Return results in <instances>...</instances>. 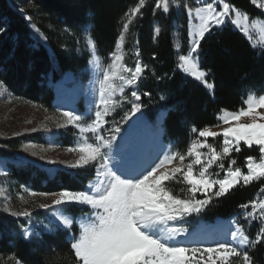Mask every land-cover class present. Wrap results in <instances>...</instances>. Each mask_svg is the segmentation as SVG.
<instances>
[{"label":"trees","instance_id":"16d2710c","mask_svg":"<svg viewBox=\"0 0 264 264\" xmlns=\"http://www.w3.org/2000/svg\"><path fill=\"white\" fill-rule=\"evenodd\" d=\"M225 2H230L250 18L264 19L263 10L251 0ZM137 3L138 0H0V84L19 103H33L49 113H57L53 106L55 92L49 82L56 83L67 73L78 76L87 66L89 54L82 39L85 28L88 27V35L97 44V55L105 61L123 31L125 13ZM154 4L155 0H146L141 14L133 18L124 33L122 46L129 67L134 68L137 58L148 67L137 85L125 89L121 106L106 120L110 127L125 131L129 118L134 115L130 111L134 102L131 92L136 91L141 109L135 114L153 122L159 112H164V138L173 143L176 152L184 154L200 130L218 125L221 109L238 111L244 108L250 91L256 95L264 94V49L253 47L246 36L229 23L206 34L198 60L200 70L208 73L206 79L214 86L210 90L177 69L173 38V27L178 19L176 10L171 6L169 13L159 9L154 13ZM180 9L184 11L182 7ZM156 27L161 29L159 34L155 33ZM183 32L186 35L185 29ZM125 115L127 119H124ZM193 128L197 129L195 133ZM58 139L64 146L72 143L62 134ZM220 140L218 136L217 143ZM29 143L43 144L44 140L29 133L0 136V158L28 155L24 149ZM249 155L258 158V147L241 144L240 151L232 152L228 161L236 160V166L244 170ZM27 160L20 161L24 163L22 166L8 164L7 173H0V179L13 188L52 193L62 189L84 190L94 178L92 166L72 171L56 169L50 176L36 160ZM178 185L168 186L180 194L186 185L182 179ZM261 189H264V179L250 185L241 183L226 195L214 197L201 212L192 214L190 220L196 225L199 221L213 223L218 218L231 217L242 210L241 204L260 194ZM68 211L73 216L80 212L77 208ZM27 223L22 217L6 212L0 202V264L17 260L21 264H75L71 242L67 238L69 232L55 227L50 232L42 231L41 236L25 238L21 232ZM238 224L252 239L260 228L255 222ZM71 233L77 234L75 226ZM245 250L253 257L254 264H264V243Z\"/></svg>","mask_w":264,"mask_h":264},{"label":"snow or ice","instance_id":"6c2138e0","mask_svg":"<svg viewBox=\"0 0 264 264\" xmlns=\"http://www.w3.org/2000/svg\"><path fill=\"white\" fill-rule=\"evenodd\" d=\"M198 2L203 7H186L189 18L188 51L187 54L178 56L176 67L211 90L214 86L206 79L208 73L199 67L202 40L213 29L228 23L247 37L255 22L250 25L249 15L225 0ZM251 3L256 5L257 0H251ZM145 4L146 0H138L135 7L125 13L126 22L123 23V31L115 42L116 50L110 53V63L105 64L97 55L98 48L94 38L90 34L86 37V46L92 55L90 62L98 72V99L94 102V119L85 123V116L70 110L63 111V123L56 124L57 128L72 125L79 130L80 140L77 147L69 149L78 152V158L70 166L94 167V179L84 190L62 189L51 194L40 193L42 196L51 195L53 199L51 204L38 206L58 210L54 214L57 229L62 226V230L70 232L75 224L79 225L78 234H71L70 248L74 252L75 264H254L253 257L245 248H254L257 244L264 243V198L252 199L240 205L248 220H258L261 224L254 239L237 224L236 230L230 232V241H217L211 247H188L175 242L176 237L187 229L169 227V223L179 221L189 214L199 213L214 197L226 195L241 183L250 185L264 179V122H258V119L264 121V112L258 111L264 109V94L257 96L250 91L244 101L246 109L242 107L238 111L220 110L224 115L218 119L230 125L222 130L223 144L220 151L206 143V140L221 134L205 127L198 133L205 140H193L186 153L169 150L162 157L157 155L146 166L140 164L137 168H129L123 161H117L112 154L115 133L120 131L119 127L111 129L112 134L109 136L102 134L108 123L106 117L121 106L125 89L137 85L148 67L139 58L135 60L134 68L129 67L122 51L124 33L128 31L133 18L141 14ZM173 5L180 7L178 0H155L153 11L155 13L159 9L169 13ZM259 7L264 9V0H260ZM232 14L235 19L231 18ZM27 19L31 20L30 17ZM31 27L39 32L35 25ZM160 32L161 29L156 27L155 33ZM176 47L180 49L181 45L177 44ZM139 55L137 50L136 56ZM4 91V85L0 84V93ZM131 96L134 102L130 111L135 114L141 109V104L137 102L140 96L136 91H132ZM241 117H248L251 122L240 123ZM127 118L125 115L124 119ZM231 121L236 123L232 125ZM192 131L195 133L197 129L193 128ZM241 142L249 148L253 145L259 146V157H246V171L238 166L234 167L237 161L232 159L225 172V158L232 152H239ZM200 148H208L210 152L205 156L198 150ZM25 151H32V147L26 145ZM32 154L37 155L34 151ZM186 157L192 158L187 164L184 163ZM40 158L43 159L42 156ZM176 159L180 163L168 167ZM213 165L218 166L221 172L211 171ZM195 166H199L196 170L198 174H194ZM219 175H223V178L210 179V176ZM181 179L186 189H181L180 194H176L175 189L168 185ZM197 193L204 194V198L196 199ZM261 194L264 195V189H261ZM73 205L87 206L89 211L86 214L81 213L78 219L68 211ZM5 211L25 220L33 215L27 208L11 211L6 207ZM21 234L27 238L33 232L25 227ZM16 264L21 262L17 260Z\"/></svg>","mask_w":264,"mask_h":264},{"label":"rangeland","instance_id":"374dc122","mask_svg":"<svg viewBox=\"0 0 264 264\" xmlns=\"http://www.w3.org/2000/svg\"><path fill=\"white\" fill-rule=\"evenodd\" d=\"M178 2L180 4V7H182L184 11L182 12L180 7L177 8L176 6L173 5L176 10L177 18H178L173 27V38L175 42V50L177 53V57L179 55L187 54L188 51L189 18L187 15L186 7H192V8L203 7V5L198 2V0H178ZM259 3L260 0H257L256 5L259 6ZM262 10L264 12V9ZM231 18L235 19L236 17L234 14H232ZM253 22H255V25L250 29L249 36H247L246 38L254 46L264 49V19L250 18L248 21L250 25H252ZM229 24L233 28L237 29L231 23ZM184 29L186 31V35H184L183 32ZM87 32H88V27L85 28L82 34L85 51H87V53L89 54L87 66L81 70L78 76H74L71 73H67L59 82L56 83L49 82V86H51L55 92V100L53 106L57 113H49L33 103H19L18 101L14 100L6 90L3 93H0V136H19L22 134L29 133V134H37V136L39 135L40 138L44 140L43 144H38V143L25 144V146L26 145L31 146L32 151L36 152L37 155H33L32 151H28V155L17 154L14 156L15 159L0 158L1 174L7 173L8 164H15L17 166H22L24 163L23 162L20 163V161H28L27 159L29 158L36 160L37 161L36 164H38L39 167L45 169L50 176H53L55 174L54 170L56 169H63L67 171H72L76 168L82 169L80 167L70 166L78 158V152L69 151V149L77 147V143L80 140L79 130L72 125H67L65 127L57 128L56 124L57 122L63 123V120L61 118L62 112L70 111V110H75L77 114L85 116L86 117L85 123H90L91 120L94 119V102H96L98 99V83H97L98 72L95 66L90 62L92 60V55L90 50L87 48L85 42L86 37L88 36ZM177 44L181 45L180 49H177L176 47ZM115 50L116 49L114 48V51ZM103 62L105 64L110 63L111 62L110 55ZM184 74L186 76L191 77L187 73ZM191 78L195 79L194 77ZM84 91H88L89 93V97L91 100L89 106H87L86 101L82 96V93ZM59 92L62 95L60 99L61 100L67 99V101L69 102L68 106L61 107L60 102L59 104L56 103V97ZM60 99L58 101H61ZM246 107L247 105L245 103L244 108L246 109ZM258 111L264 112V109H258ZM90 112H92V115H89ZM163 114L164 115L158 114V116L155 118L153 122L145 121L144 118L139 114L132 115L129 118L126 130L123 132L119 131L115 133L116 138L113 141L112 154L116 157V160L126 162L130 150H134L140 153V138L142 136L141 134L143 132V129H146L151 133L153 132L152 135L154 134L153 136L155 137V141L156 143H158L155 152L157 155H160L162 157L163 154L169 152V150L175 151L173 148V143L164 138V129L162 127V123L165 113L163 112ZM223 115L224 113L221 112L218 117ZM137 116H140L143 119L138 118ZM239 122L246 124V123H250L251 120L248 117H241ZM258 122H264V121H260L258 119ZM235 123L236 121H231L232 125H234ZM229 126H230L229 124H225L223 123L222 120L219 119L218 125L214 127H210L209 130L221 134L219 135L221 138L220 142L217 143V137H218L217 136L215 138L213 137L207 138L206 143L211 144L213 147L216 148L217 151H220L223 144L222 130L223 128ZM67 128H71V130H68ZM114 128L115 127H110L109 125L106 124L104 126V131L102 134L105 136H109L112 134L110 130ZM32 129H36V131H32ZM59 134L67 136L72 143L69 144L68 146H64L61 143V141L58 139ZM86 135L90 136L91 134H86ZM193 140L204 141L205 138L199 137V134H197V137ZM241 144L244 143L241 142ZM257 147L259 148V146ZM198 150L204 153L205 156L210 152V149L208 148H200ZM41 156L43 157V159L40 158ZM191 159L192 158L186 157L184 163L187 164L188 162H190ZM202 159H204V156H202ZM50 161H56V163H51ZM257 162L259 161L257 160ZM179 163L180 161L178 159L173 160L172 164L168 165V167L176 166ZM224 163H225L224 171L226 172L227 168L230 165V161H228V157L225 158ZM234 167H236V165ZM198 168L199 166L194 167V174H198L196 172ZM246 168H247V163L245 161V169L243 170L241 168V170L246 171ZM211 171L215 173L221 172V170L216 165L212 166ZM222 178L223 175L210 176V179H222ZM176 184L178 185V182ZM213 190L216 189L214 188ZM32 193H35V195H32ZM52 193H56V192H52ZM195 198L203 199L204 194L197 193ZM261 198H264V196L260 193L254 199L258 200ZM52 199L53 197L51 195L42 196L40 195V192L28 190L25 187H21L20 189L13 188V186L7 183L4 179H0V202L2 204V208L5 210V208L7 207L11 211H21L26 208L30 209L33 215L29 220H26L28 222L26 227L30 229L33 232V235L37 237L41 236L42 231L50 232L53 231L55 228L56 222L54 220V214L58 210L55 208L44 209L38 206L40 204H51ZM70 208H77L80 211L77 215L74 216L78 219L80 218L81 213L86 214L89 211V208L87 206L73 205ZM250 210L251 209H249V211ZM38 213H40L39 215L40 218H37ZM192 214L196 215L198 213H192ZM192 214L185 216L183 219L179 221L169 223V227L187 229L186 232H192L194 231V229H200L199 242L195 243L194 241L183 244L184 246H188V247L191 246L211 247L214 246L215 242L217 241H226V240L230 241L231 240L230 232L236 230L238 222L240 223L245 222L248 225H251L252 223L255 222L257 223L258 226L261 227V224L259 223L258 220H252V221L248 220L244 216L243 210L228 218H218L213 223H205L203 221H199L196 225H193L192 223L193 221L190 220V216ZM74 226L76 227L78 234L79 225L75 224ZM24 228H22V230ZM71 234L72 233L70 230L67 236L70 242H72ZM31 236L27 238H30ZM16 262L17 261L15 262L9 261L6 264H16Z\"/></svg>","mask_w":264,"mask_h":264},{"label":"bare ground","instance_id":"6f19581e","mask_svg":"<svg viewBox=\"0 0 264 264\" xmlns=\"http://www.w3.org/2000/svg\"><path fill=\"white\" fill-rule=\"evenodd\" d=\"M72 94H74V93H72ZM61 96L62 95L59 92L57 97H56V103L59 104V102H60L61 107L68 106L69 102L67 101V99L61 100L60 99ZM82 96L84 97V100L86 101L87 106H89L91 103V100H90L88 91H84L82 93ZM59 99L61 101H58ZM158 114L164 115L163 112H159ZM137 117L143 119L140 116H137ZM160 119H159V121H160ZM144 120L148 121L146 119H144ZM152 133L146 129H143V132L141 134L142 136L140 138V153H138L137 151H134V150H130L129 155L127 157V161L124 162V164L127 167L137 168L140 164H145V166H146L147 163H150L151 161L156 159L157 154L155 152H156L158 143H156L155 137L153 136L154 134L152 135ZM199 230L200 229H194V231H192V232H182L181 235L176 237L175 242L179 243V244H186L188 242H194V241H195V243L199 242V234H200Z\"/></svg>","mask_w":264,"mask_h":264}]
</instances>
